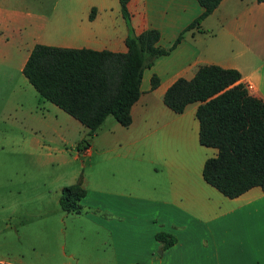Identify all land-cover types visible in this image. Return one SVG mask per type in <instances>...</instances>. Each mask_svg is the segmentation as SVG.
I'll use <instances>...</instances> for the list:
<instances>
[{
  "label": "crops",
  "instance_id": "0c3cea01",
  "mask_svg": "<svg viewBox=\"0 0 264 264\" xmlns=\"http://www.w3.org/2000/svg\"><path fill=\"white\" fill-rule=\"evenodd\" d=\"M127 9L134 32L154 28L167 47L202 8L196 0H128ZM127 33L118 0H0V82L21 72L35 43L125 51ZM210 63L237 69L246 90L264 100V0H220L143 67L130 123L105 117L93 133L114 264H264V190L228 197L207 183L202 164L216 149L198 142V101L175 112L162 100L176 77ZM159 231L174 242L162 247Z\"/></svg>",
  "mask_w": 264,
  "mask_h": 264
},
{
  "label": "trees",
  "instance_id": "16d2710c",
  "mask_svg": "<svg viewBox=\"0 0 264 264\" xmlns=\"http://www.w3.org/2000/svg\"><path fill=\"white\" fill-rule=\"evenodd\" d=\"M196 1L201 11L167 47L157 44L159 33L154 28L134 32L128 0H118L128 27L125 51L35 43L21 72L40 97L78 120L89 135L108 115L121 125H128L130 107L140 93L143 67L172 49L183 30L198 27L220 0ZM239 78L235 68L200 64L190 78L176 77L162 96L175 112L198 101V142L216 149L203 161L202 178L228 197L254 185L264 190V100L250 94ZM157 83L158 77L152 74L149 87L154 88ZM82 196L79 181L71 183L61 188L58 203L65 211L79 212ZM154 236L162 247L174 242V237L163 231Z\"/></svg>",
  "mask_w": 264,
  "mask_h": 264
},
{
  "label": "rangeland",
  "instance_id": "374dc122",
  "mask_svg": "<svg viewBox=\"0 0 264 264\" xmlns=\"http://www.w3.org/2000/svg\"><path fill=\"white\" fill-rule=\"evenodd\" d=\"M10 75L0 82V264H114L93 134L40 97L20 71ZM78 181L81 210L65 211L61 188Z\"/></svg>",
  "mask_w": 264,
  "mask_h": 264
},
{
  "label": "built area",
  "instance_id": "2783aa9c",
  "mask_svg": "<svg viewBox=\"0 0 264 264\" xmlns=\"http://www.w3.org/2000/svg\"><path fill=\"white\" fill-rule=\"evenodd\" d=\"M250 86H251V85H250V84H248V83H247V84H245V87H247V88H248V87H250Z\"/></svg>",
  "mask_w": 264,
  "mask_h": 264
}]
</instances>
